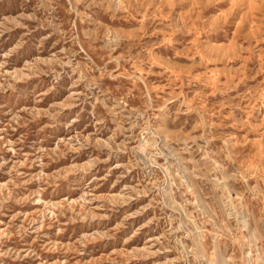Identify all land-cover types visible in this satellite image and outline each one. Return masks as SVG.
<instances>
[{"label": "rangeland", "instance_id": "obj_1", "mask_svg": "<svg viewBox=\"0 0 264 264\" xmlns=\"http://www.w3.org/2000/svg\"><path fill=\"white\" fill-rule=\"evenodd\" d=\"M0 264H264V0H0Z\"/></svg>", "mask_w": 264, "mask_h": 264}]
</instances>
